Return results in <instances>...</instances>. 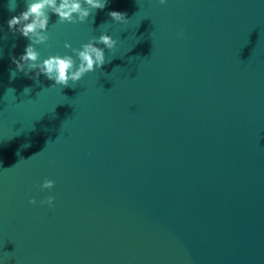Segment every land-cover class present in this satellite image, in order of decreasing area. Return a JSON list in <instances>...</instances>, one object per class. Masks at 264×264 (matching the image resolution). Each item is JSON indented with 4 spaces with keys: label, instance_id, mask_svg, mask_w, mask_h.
Returning a JSON list of instances; mask_svg holds the SVG:
<instances>
[{
    "label": "water",
    "instance_id": "obj_1",
    "mask_svg": "<svg viewBox=\"0 0 264 264\" xmlns=\"http://www.w3.org/2000/svg\"><path fill=\"white\" fill-rule=\"evenodd\" d=\"M8 3L0 25L24 8ZM102 33L116 41L105 63L65 87L10 78L28 41L0 33V256L264 264V2L109 0L84 24L50 15L37 50Z\"/></svg>",
    "mask_w": 264,
    "mask_h": 264
},
{
    "label": "clouds",
    "instance_id": "obj_2",
    "mask_svg": "<svg viewBox=\"0 0 264 264\" xmlns=\"http://www.w3.org/2000/svg\"><path fill=\"white\" fill-rule=\"evenodd\" d=\"M108 3L109 0H23V10L4 21L10 33L17 34L28 41L22 54L10 57L14 65L10 78H14L18 73H23L25 77L33 80L43 75L53 82L51 87L57 85L65 87L69 83L74 85L86 74L99 70L105 63V50L111 52L116 45V41L106 33L82 43L79 48H71L70 44L64 43L63 47L70 49L71 54H55L41 58L37 49L40 46H46L49 40L47 31L50 15H55L57 23L60 24H84L90 13L103 10ZM156 3L165 5L167 0H156ZM16 6L17 0H9L10 11H15ZM107 15L113 24H124L127 21L126 14L120 11H109ZM4 25H0V33L3 32ZM177 37L182 38L183 32H178ZM2 55L3 49L0 48V57ZM30 73L32 75H29ZM29 90L26 87L24 92L27 93ZM24 146L27 147V145ZM53 186L52 180L44 179L39 188L41 191H47ZM28 203L33 205L37 201L29 199ZM39 204L52 208L54 197L49 195L40 200ZM9 258L0 256V264H7Z\"/></svg>",
    "mask_w": 264,
    "mask_h": 264
}]
</instances>
